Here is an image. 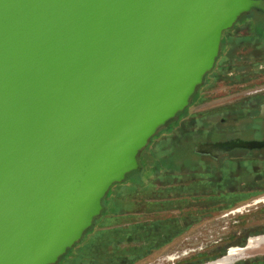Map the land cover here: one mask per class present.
I'll list each match as a JSON object with an SVG mask.
<instances>
[{
  "label": "water",
  "instance_id": "obj_1",
  "mask_svg": "<svg viewBox=\"0 0 264 264\" xmlns=\"http://www.w3.org/2000/svg\"><path fill=\"white\" fill-rule=\"evenodd\" d=\"M252 9L264 0H0V264H55L81 240Z\"/></svg>",
  "mask_w": 264,
  "mask_h": 264
},
{
  "label": "trees",
  "instance_id": "obj_2",
  "mask_svg": "<svg viewBox=\"0 0 264 264\" xmlns=\"http://www.w3.org/2000/svg\"><path fill=\"white\" fill-rule=\"evenodd\" d=\"M211 74L228 85L263 79L264 25L242 33L225 30L215 65L205 77ZM260 104L264 96L259 94L209 110L255 113ZM220 115L192 114L181 123L176 118L168 121L176 120L177 128L163 139L160 157L151 154L155 135L138 155L139 164L152 171L148 182L127 183L125 177L114 183L92 226L55 264H135L192 225L264 192V150H247L245 155L235 150L219 158L193 152L194 144L232 131ZM194 132L201 136L193 137ZM145 153H150L151 162H144Z\"/></svg>",
  "mask_w": 264,
  "mask_h": 264
},
{
  "label": "rangeland",
  "instance_id": "obj_3",
  "mask_svg": "<svg viewBox=\"0 0 264 264\" xmlns=\"http://www.w3.org/2000/svg\"><path fill=\"white\" fill-rule=\"evenodd\" d=\"M255 10L257 9H252L251 11L242 14V17H240L231 27V33H242L247 31L248 27L263 26L264 13ZM260 87H264V78L255 82V84L239 88L227 85L222 81L220 82V80H217L216 74L208 75L204 77L202 83L196 87L187 107L177 114L175 118L177 122L180 121L181 123V120L188 119L192 114H205L202 112H206L215 106L232 103L238 96L247 95L250 91ZM217 117L220 119L221 115ZM217 117H215L214 120H217ZM175 121L173 120L171 123L165 124L161 127L155 134V137L151 140L150 144L153 145L151 150V154L153 155L152 158L160 157L164 143L163 139L169 137L172 131H175L177 128L175 127L177 125V122ZM243 123L245 124L244 120L239 123H225V125H227L232 131L227 133L226 137H224L241 140H264V127L255 123L254 126L250 128H242ZM199 136L201 135L195 134L193 137ZM222 137L223 136L215 134L212 137L211 142L217 141ZM149 154L150 153H145V159L148 160L144 159L145 163L152 161ZM138 171L139 173L129 172L126 176L127 180L129 182L140 183L142 181L145 182L152 176L150 168L146 169L145 167L143 169L141 167ZM261 226H264V193L260 196L253 197L248 201L242 202L230 210L215 213L214 215L201 220L197 224L191 226L183 234L176 237L169 244L154 251L150 256L135 264H182L185 260L192 258L194 254L199 251H201V253H206L215 240H235L237 236L236 232L239 231V228H242V233L244 234L250 228H261ZM97 227L98 226L95 228ZM249 233L252 234L255 232L249 231ZM255 236L256 235H252L250 237ZM255 251H258V253L249 256L248 258L264 254V244ZM196 258L197 257L195 256L193 257V259Z\"/></svg>",
  "mask_w": 264,
  "mask_h": 264
},
{
  "label": "flooded vegetation",
  "instance_id": "obj_4",
  "mask_svg": "<svg viewBox=\"0 0 264 264\" xmlns=\"http://www.w3.org/2000/svg\"><path fill=\"white\" fill-rule=\"evenodd\" d=\"M225 84H227V83H225ZM230 86H236V87L242 88V87H247L248 85L244 84V83H238V84L230 85ZM259 94L264 96V87L256 88L255 90L250 91L249 94H247V95L238 96L237 98L234 99V101L242 100V98H245L247 96L259 95ZM227 104H230V103H227ZM227 104H222L219 106H215L213 108L224 106ZM263 105L264 104H260L258 106V110L255 113L245 112L244 110H241V111H238V110H224V111L208 110V111L202 112V113H205V114H223V116L220 117V121L224 125V127H227V125H225V123L226 124H228V122L229 123H234V122L239 123V122H242V120L245 121V124L243 123L245 126L242 124V128H250V127L254 126L255 123H258L262 127H264V119L259 118L257 116L260 112L261 106H263ZM195 114H199V113H195ZM242 114H244L243 117H242ZM225 137H222L221 139H219L217 141H224V140L231 139V137H228V138H225ZM223 138H225V139H223ZM208 142H211V141H208ZM213 142H215V141H213ZM235 150H241L240 152H242V155H245V152L247 150H264V147L253 148V149L234 148V149H231L230 151H228L226 153L218 155L217 157L212 156V158H219L223 155L230 154L231 152H234ZM263 193L264 192L253 195L251 198L260 196ZM249 231H252L255 233L251 234V233H249ZM263 233H264V226H261V228H258V227L250 228L244 234L242 233V228H239V231L236 232L237 236H236L235 240H232V241H224V239L215 240V242L212 244V246H210L209 250L206 253H201V251H199V252L194 254V256L197 257L196 259H193V257H194L193 256L192 258L185 260V262L182 264H264V254L257 255L254 257H250V258H246V259H242V247H244L248 244L250 236H252V235L258 236V235H261Z\"/></svg>",
  "mask_w": 264,
  "mask_h": 264
},
{
  "label": "crops",
  "instance_id": "obj_5",
  "mask_svg": "<svg viewBox=\"0 0 264 264\" xmlns=\"http://www.w3.org/2000/svg\"><path fill=\"white\" fill-rule=\"evenodd\" d=\"M203 143H205V142H203ZM198 144H200V143H196V144H194V145H193V148H192V149H193V152H194L195 154H197V155H199V156H209V157H212V156H210V155H208V154H200V153L196 152V151H195V147H196ZM192 157L195 158V156H193V154H192ZM140 167H142L143 169L145 168V167H143V165H142V166L140 165ZM146 169H148V168H146ZM143 171H144V170H143ZM141 172H142V171H141ZM138 173H139V172H138ZM148 180H149V178H148L145 182L142 181V182H140V183H147ZM126 182H127V183L138 184V183H135V182H129L127 179H126ZM196 224H197V223H196ZM192 226H193V225H192ZM187 230H188V229H187ZM183 233H184V232H183ZM183 233H182V234H183ZM180 235H181V234H180ZM177 237H178V236H177ZM175 238H176V237H175ZM175 238H173L171 241H173ZM171 241H170V242H171ZM170 242H168L167 244H169ZM167 244L161 246L160 248L166 246ZM160 248H158V249H160ZM158 249H156V250H158ZM156 250H154V251H156ZM154 251H153V252H154ZM153 252H152V253H153ZM152 253H151V254H152ZM151 254H149L148 256H150ZM148 256H147V257H148ZM139 261H140V260H139ZM136 263H137V262H136Z\"/></svg>",
  "mask_w": 264,
  "mask_h": 264
}]
</instances>
